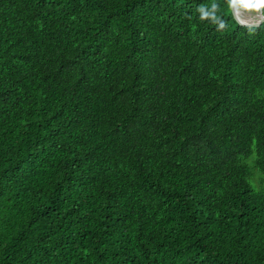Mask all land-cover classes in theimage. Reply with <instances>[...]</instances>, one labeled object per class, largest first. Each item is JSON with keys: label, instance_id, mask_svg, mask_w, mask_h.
I'll return each mask as SVG.
<instances>
[{"label": "trees", "instance_id": "16d2710c", "mask_svg": "<svg viewBox=\"0 0 264 264\" xmlns=\"http://www.w3.org/2000/svg\"><path fill=\"white\" fill-rule=\"evenodd\" d=\"M0 264H264V24L0 0Z\"/></svg>", "mask_w": 264, "mask_h": 264}, {"label": "clouds", "instance_id": "9594fccd", "mask_svg": "<svg viewBox=\"0 0 264 264\" xmlns=\"http://www.w3.org/2000/svg\"><path fill=\"white\" fill-rule=\"evenodd\" d=\"M226 4L229 6H232L234 3V0H225ZM218 5L216 3H213L211 6V10L201 6L197 11L200 13V19L202 21L210 20L211 22L218 25L219 29H223L225 27V23L219 19L216 15Z\"/></svg>", "mask_w": 264, "mask_h": 264}, {"label": "water", "instance_id": "95a60500", "mask_svg": "<svg viewBox=\"0 0 264 264\" xmlns=\"http://www.w3.org/2000/svg\"><path fill=\"white\" fill-rule=\"evenodd\" d=\"M238 10H255L258 12V19L254 22H243L241 20V18L238 15ZM232 11L234 14V17L236 19V21L239 23V25L241 26H246V27H260L262 24H264V14L258 9V8H254V7H249L247 9H242L239 7V5L237 4V0H234V3L232 5Z\"/></svg>", "mask_w": 264, "mask_h": 264}, {"label": "bare ground", "instance_id": "6f19581e", "mask_svg": "<svg viewBox=\"0 0 264 264\" xmlns=\"http://www.w3.org/2000/svg\"><path fill=\"white\" fill-rule=\"evenodd\" d=\"M238 15H240L242 17H246V18L258 19L257 15H253L250 11H241V10H238Z\"/></svg>", "mask_w": 264, "mask_h": 264}, {"label": "rangeland", "instance_id": "374dc122", "mask_svg": "<svg viewBox=\"0 0 264 264\" xmlns=\"http://www.w3.org/2000/svg\"><path fill=\"white\" fill-rule=\"evenodd\" d=\"M243 11V10H242ZM244 11H250L253 15H258V12L257 11H255V10H244ZM252 185L254 186V187H258V186H260V182L258 181V185L255 183V181H252Z\"/></svg>", "mask_w": 264, "mask_h": 264}, {"label": "snow or ice", "instance_id": "6c2138e0", "mask_svg": "<svg viewBox=\"0 0 264 264\" xmlns=\"http://www.w3.org/2000/svg\"><path fill=\"white\" fill-rule=\"evenodd\" d=\"M248 3H251V0H247ZM261 3H264V0H260Z\"/></svg>", "mask_w": 264, "mask_h": 264}]
</instances>
